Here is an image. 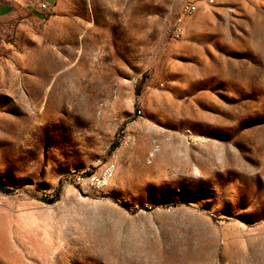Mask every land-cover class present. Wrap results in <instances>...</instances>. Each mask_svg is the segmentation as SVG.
<instances>
[{"label":"rangeland","instance_id":"374dc122","mask_svg":"<svg viewBox=\"0 0 264 264\" xmlns=\"http://www.w3.org/2000/svg\"><path fill=\"white\" fill-rule=\"evenodd\" d=\"M0 186V264H264V0H0Z\"/></svg>","mask_w":264,"mask_h":264},{"label":"built area","instance_id":"2783aa9c","mask_svg":"<svg viewBox=\"0 0 264 264\" xmlns=\"http://www.w3.org/2000/svg\"><path fill=\"white\" fill-rule=\"evenodd\" d=\"M199 2H205L207 0H198ZM212 3L214 0H208ZM39 6L42 11H49L50 6L46 3L39 2ZM198 9L197 4L187 3L182 7V13L184 17L193 15ZM116 174V165L114 162H109L99 170H84L77 171L68 174L62 178L63 186H71L81 191L104 193L109 188Z\"/></svg>","mask_w":264,"mask_h":264},{"label":"trees","instance_id":"16d2710c","mask_svg":"<svg viewBox=\"0 0 264 264\" xmlns=\"http://www.w3.org/2000/svg\"><path fill=\"white\" fill-rule=\"evenodd\" d=\"M0 192L1 193H4V194H11L12 193V190L7 188V187H4V186H0Z\"/></svg>","mask_w":264,"mask_h":264}]
</instances>
